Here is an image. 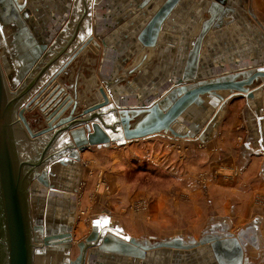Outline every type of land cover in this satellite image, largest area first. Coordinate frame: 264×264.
Here are the masks:
<instances>
[{
	"label": "water",
	"instance_id": "95a60500",
	"mask_svg": "<svg viewBox=\"0 0 264 264\" xmlns=\"http://www.w3.org/2000/svg\"><path fill=\"white\" fill-rule=\"evenodd\" d=\"M22 1L2 0L8 19L22 29L12 51L4 46L7 55L0 52V264H43V258L54 252L64 256L63 264H87L96 253L94 248L134 258H144L155 248L193 249L192 253L200 260L204 258L205 264H240L243 248L230 235L192 243L175 238L151 244L105 233L97 225L76 244L79 254L70 259L75 245L74 217L64 209L65 225L57 226L59 208L64 203L54 190L59 187L56 179L78 170L75 168L85 148L124 145L157 134L182 139L203 138V132L208 129L202 130V125L209 123L208 126L216 128L220 114L217 107L221 102L223 110L227 103L220 91L252 96L250 87L264 78V68L243 70L208 81L197 79L194 70L187 71L182 78L194 81L193 84L157 83L147 96L133 101H127V93H119L107 84L106 88L99 89L102 100L83 106L76 85L73 95L69 94L59 79L92 44L95 35L107 45L97 32L94 36L91 34L92 0H75L70 22L54 39L46 36L42 26L28 25L24 19L28 17L27 0ZM178 1L168 0L154 12L135 39L139 42L134 45L138 46L134 48L135 60L126 69L118 66L122 74L115 78L116 82L138 73L148 62L150 48L157 44L162 32L161 25ZM224 5L225 0H213L210 4V18L203 22L196 46H200L203 35L211 27H221L228 10ZM9 60L14 64L10 65ZM240 77L242 80L237 81ZM34 111L38 128L27 117L28 112ZM191 113H195V118L187 120L189 125L186 126L181 120L189 118L187 114ZM69 187L67 191L72 190ZM68 202L66 205L72 207L74 202ZM201 246L203 248L196 250Z\"/></svg>",
	"mask_w": 264,
	"mask_h": 264
},
{
	"label": "crops",
	"instance_id": "0c3cea01",
	"mask_svg": "<svg viewBox=\"0 0 264 264\" xmlns=\"http://www.w3.org/2000/svg\"><path fill=\"white\" fill-rule=\"evenodd\" d=\"M166 1L168 0H92L91 34L94 36L97 32L105 39L107 45L104 46L95 35L92 44L71 63L66 77L59 79L60 84L62 86L65 84V89L72 95L75 84L80 103L88 106L102 100L99 89L106 88L107 84L111 86L110 88H116L119 93H127L129 97L127 101H133L147 96L157 83L174 85L182 81L193 84L194 81H185L182 78L187 71L194 70L197 79L208 81L243 70L264 68V0H225L224 7L228 10L223 24L217 29L211 27L203 35L200 46H196L197 39L202 33L203 22L210 18L208 10L213 0H179L169 10L164 25H161V34L164 35L161 37L160 34L157 44L150 48L152 52L148 62L138 73L116 82L115 78L122 74L118 66L122 65L121 68L126 69L135 60L134 48L138 49V46L134 45L139 43L135 39H138V34L145 29L154 12ZM48 3L51 5V14L49 13L41 26L46 36L51 35V39H54L70 22L75 0H48ZM3 32L5 30L0 23V34ZM0 47L3 51L4 46ZM9 49L12 51V47ZM240 80L241 77L237 79ZM250 90L252 96L242 93L230 95L228 91H220L227 103L223 110H219L217 127L204 123L202 130L207 127L208 131L203 132L205 133L203 138L181 139L212 142L210 148L218 149L219 164L235 165L240 169L241 176L234 177L233 186L226 182L223 196L234 197L235 208H250L247 210L249 214H246L247 222L240 220L242 226L238 227L241 223L238 222L237 226L234 221H231V224L226 219L213 222L209 226L210 231L204 232L195 240L181 235L162 236L156 225L153 229L152 225L147 223L146 215L139 216L138 222H133L130 219L132 216H129L125 223L116 220L112 214H105L103 212L105 210L89 214L90 216L85 218L79 217L78 208L84 199L81 190L88 159L95 156V153L107 156L108 149L114 145L89 147L85 152H81V161L77 163V167L75 166V170L78 168L76 173L56 179L59 187L54 192L56 196L57 192L60 194L62 192L63 196L58 197L64 203V206L59 208L57 226L65 225L63 222L65 209L69 211V216L74 217L73 228L78 225L81 230H85L89 226L91 232L92 226L97 225L98 229L106 231L105 233L110 232L126 239L131 237L139 241H148L151 244L172 241L175 238L192 243L206 241L217 235H230L237 239L243 248L240 264H264V78L256 80ZM192 116L195 118L194 114ZM187 120L188 118L186 122ZM185 125L188 126L189 123ZM75 176L77 177L75 182L77 180L78 184L72 179ZM219 183L223 184L220 180ZM69 184L73 189L67 191L70 188ZM219 192L221 194V188ZM69 200L74 202L72 207L66 205ZM44 205L47 208V203ZM85 237H73L75 246L70 251V259L79 254L76 244ZM109 245L112 246L111 243ZM199 248L203 246L197 249ZM92 250L96 253L92 262L87 264H205L201 255L198 254L202 260L192 253L193 249L155 248L147 252L144 258L100 251L97 248ZM224 254L228 255V252L225 251ZM43 259V264L64 262V256L59 252H54Z\"/></svg>",
	"mask_w": 264,
	"mask_h": 264
},
{
	"label": "rangeland",
	"instance_id": "374dc122",
	"mask_svg": "<svg viewBox=\"0 0 264 264\" xmlns=\"http://www.w3.org/2000/svg\"><path fill=\"white\" fill-rule=\"evenodd\" d=\"M5 33L0 36L4 38ZM34 115L35 111L27 113L33 126L38 128ZM191 116L188 121L193 119ZM179 139L157 134L126 145H114L108 149L107 156L95 153L88 159L84 171L81 190L84 199L78 208L79 217L105 210V214H112L125 223L129 216L138 222L139 216L146 215L147 223L153 229L156 225L162 236L181 235L195 240L209 232L213 222L226 219L238 226L240 220L246 221L250 208H235V198L223 196L226 182L233 186L234 177L241 176L240 169L219 164L218 149H211L210 141ZM73 179L76 183L77 177ZM89 232V226L85 230L78 225L72 229L73 237L78 238Z\"/></svg>",
	"mask_w": 264,
	"mask_h": 264
},
{
	"label": "flooded vegetation",
	"instance_id": "af4514ba",
	"mask_svg": "<svg viewBox=\"0 0 264 264\" xmlns=\"http://www.w3.org/2000/svg\"><path fill=\"white\" fill-rule=\"evenodd\" d=\"M19 2L23 3L22 0H19ZM50 6L48 3V0H27L26 6H25V9H26L25 13L28 14V17L27 18L25 17L24 19L27 21L28 25L34 27L35 26L34 24H37V26L40 27L43 24L46 17L50 13ZM6 14H7V11L5 8V4L2 2V0H0V23L2 24L6 32L5 35H3L4 38L0 37V40H1L0 45L8 46V49H9L10 46L11 47L15 46L14 43H15L16 37L21 36L22 28L16 22H12L10 19H8L7 17L8 15ZM8 34H9V39L7 37ZM0 52L3 53V51H1V48H0ZM8 63L10 65L14 64L13 61L11 60H9ZM64 75L62 76L63 79L66 77V73H64ZM61 178L62 177H60V179Z\"/></svg>",
	"mask_w": 264,
	"mask_h": 264
},
{
	"label": "bare ground",
	"instance_id": "6f19581e",
	"mask_svg": "<svg viewBox=\"0 0 264 264\" xmlns=\"http://www.w3.org/2000/svg\"><path fill=\"white\" fill-rule=\"evenodd\" d=\"M164 93H165V92H164ZM79 102H80V101H79ZM220 108H221V104L219 105V107H217V112H219V110H221ZM194 114H195V113H194ZM187 115H188V114H187ZM190 115H193V113H191ZM181 122L184 123V125L187 124L186 119H184V118L181 120ZM186 126H187V125H186ZM85 149H86V148H85ZM85 149H84V150H85ZM82 151H83V150H82ZM82 151H81V152H82ZM61 177H62V176H61ZM70 186H71V185H70ZM72 189H73V188H72ZM46 193H48V191H46ZM58 194H59V195H58ZM57 195H58L59 197H60V196H63L62 192H61V194H60V192H59V193L57 192Z\"/></svg>",
	"mask_w": 264,
	"mask_h": 264
}]
</instances>
